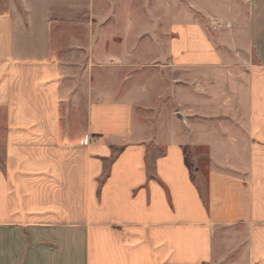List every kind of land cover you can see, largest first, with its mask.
<instances>
[{
  "label": "crops",
  "instance_id": "1",
  "mask_svg": "<svg viewBox=\"0 0 264 264\" xmlns=\"http://www.w3.org/2000/svg\"><path fill=\"white\" fill-rule=\"evenodd\" d=\"M135 1L0 12V264H264V0H180L175 21L170 6L180 111L151 138L134 123L144 93L122 94L141 65L92 62L94 23L155 37ZM94 66L117 76L94 91ZM184 149L205 167L192 174Z\"/></svg>",
  "mask_w": 264,
  "mask_h": 264
},
{
  "label": "rangeland",
  "instance_id": "2",
  "mask_svg": "<svg viewBox=\"0 0 264 264\" xmlns=\"http://www.w3.org/2000/svg\"><path fill=\"white\" fill-rule=\"evenodd\" d=\"M9 1L10 0H0V12L6 11ZM102 3V1H98L97 3V7L100 11ZM111 4L113 14H117L116 8L114 7L116 3ZM135 5L140 16L144 14L148 15L149 12L152 15L155 14V37H153L152 34L150 36L147 33H144L145 36L139 38L140 46L138 47L136 43L132 45V39L131 37H128L130 35L125 36L122 33L115 32L114 34H111L109 30L107 31V28H104L105 24L94 23L93 26L94 29L96 28V31H94L92 37V62L94 65L98 66H100L101 63L105 66H110L113 61L111 60L112 58H110L109 61H106L103 59V55L112 57V55H120L122 51H127L131 55L128 59L129 62L141 65L139 68L133 67L131 71L128 72L130 78L125 79L126 86L124 87V92L122 94L126 95L128 92L133 91L136 93V96H139L138 94H140V92L144 93V95L140 96L142 97L141 100L143 102H141L140 106H136L140 114V118L134 123L138 124V122H140L139 125L144 127V138H149L150 136L154 137L155 132H159L160 134L164 133V128L169 125L171 119L174 123L178 122V119L175 117V113H179L180 104L177 102L178 99L175 95L177 94V88H175V86L180 85L179 80L182 74L173 72L168 65L166 66L168 61L165 56V43L167 41V32L170 25L168 10L170 6L173 8V21H175L181 14V3L180 0H151L150 3L148 0H137ZM214 21L219 20H210L209 26L212 30H228L230 28H225L223 25L228 22L223 21H220L221 27L214 28L212 26V22ZM113 25L116 24L113 23ZM140 25L146 26L148 23L144 20ZM80 33L82 32L80 31ZM152 44H155V47ZM69 54H71L70 51ZM76 58L78 59V62H83L79 54ZM98 66H94L93 68L94 91L101 89L102 87H106L111 78L115 79L117 76L116 70H110L108 68ZM126 76L127 74L125 73V77ZM158 92L160 93L158 94ZM179 92L180 90L178 91V94ZM151 94H153V96ZM151 97L154 102L150 104L147 102V99ZM170 99L173 101L171 105H169L168 101ZM184 151L186 155V163L192 174L196 164L197 166L205 167L207 160V152L205 150L192 151L190 149H184Z\"/></svg>",
  "mask_w": 264,
  "mask_h": 264
},
{
  "label": "built area",
  "instance_id": "3",
  "mask_svg": "<svg viewBox=\"0 0 264 264\" xmlns=\"http://www.w3.org/2000/svg\"><path fill=\"white\" fill-rule=\"evenodd\" d=\"M212 26L214 28H219V27H221V22L220 21H214V22H212ZM223 26L225 28H229L230 27V23L224 24Z\"/></svg>",
  "mask_w": 264,
  "mask_h": 264
},
{
  "label": "trees",
  "instance_id": "4",
  "mask_svg": "<svg viewBox=\"0 0 264 264\" xmlns=\"http://www.w3.org/2000/svg\"><path fill=\"white\" fill-rule=\"evenodd\" d=\"M187 164V163H186ZM188 166V165H187Z\"/></svg>",
  "mask_w": 264,
  "mask_h": 264
}]
</instances>
